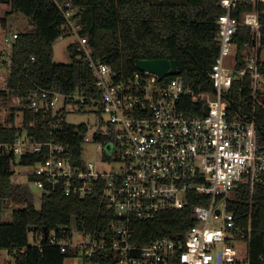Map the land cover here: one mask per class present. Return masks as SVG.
<instances>
[{
  "label": "built area",
  "instance_id": "built-area-1",
  "mask_svg": "<svg viewBox=\"0 0 264 264\" xmlns=\"http://www.w3.org/2000/svg\"><path fill=\"white\" fill-rule=\"evenodd\" d=\"M55 1L65 17L61 37L77 36L78 50L89 61L97 91L91 95L39 87L28 106L35 113L58 115L54 129L63 128L68 105L82 110L93 107L97 119L86 123L84 142L95 140L101 160L116 166L106 170L83 157L82 164L75 163L69 144L33 140L26 132L13 141L0 139V153L13 155L18 172L23 166L34 167L28 175L36 176L33 182L43 194L62 187L67 195L85 197L102 183L107 208L115 218L101 235L75 220L61 224L51 232L50 243L63 252L82 255L84 264H251V219L247 227L238 225L229 201L239 183L250 184L252 192L256 182L264 184V151L258 143L255 104L246 109L243 101L235 107L232 87L237 78L244 86L250 75L254 98L264 92L261 0H219L225 12L217 20L219 52L208 72L212 91L189 87L181 74L166 82L167 76L142 69L116 79L109 63L93 57L83 26L74 17L73 1ZM243 26L249 28L251 38L240 58L236 36ZM18 34L4 38L10 51L0 48L6 80ZM189 101L195 107L202 102L204 113H187L184 106ZM59 102L62 105L57 107ZM42 152L41 161L18 164L23 155ZM190 205L195 222L184 234L158 236L145 244L134 240V219H151L160 211Z\"/></svg>",
  "mask_w": 264,
  "mask_h": 264
},
{
  "label": "trees",
  "instance_id": "trees-1",
  "mask_svg": "<svg viewBox=\"0 0 264 264\" xmlns=\"http://www.w3.org/2000/svg\"><path fill=\"white\" fill-rule=\"evenodd\" d=\"M10 2L12 11L22 12L32 19L33 29L20 31L12 48V66L6 80L7 88L21 99L22 124H16L12 111L5 120L0 119V139L13 141L20 134L37 141L54 140L70 145L75 163L82 164V147L87 132L86 123L61 121L63 128H53L59 120L52 112L35 113L28 105L33 92L39 87L56 89L62 93L83 91L96 94V77L88 59L78 50V42L69 48L72 61L54 60V43L64 32V14L55 0H3ZM66 1V0H61ZM77 7L75 18L82 24L94 58L109 63L115 78L134 74L139 59H175L185 83L197 91H212L208 78L218 52L217 20L225 9L219 0H72ZM260 7H264L261 0ZM252 9V5H244ZM234 14L239 15L236 11ZM264 21V14L261 15ZM3 23H6L5 18ZM70 34H64L67 36ZM249 28H240L236 41L238 53L250 40ZM243 64L242 61L239 62ZM169 75L163 81H170ZM234 81L232 91L238 107L244 101L246 109L254 104L258 120V143L264 151V92L254 98L253 79L246 76ZM5 89L0 93L5 94ZM189 101L184 106L191 115H202L203 103L195 107ZM35 122L33 126L30 124ZM44 152L23 155L19 165L35 164L42 160ZM12 154L0 153V249L13 255L15 264H64L67 257L76 256L72 250L63 252L59 245L51 244L49 236L61 224L72 220L84 223L98 235L108 231L115 214L107 208L103 184L96 186L85 197L67 195L62 187L45 193L40 208L35 206L29 183L14 179L15 166ZM30 181L35 175H28ZM26 204L17 207L19 204ZM15 205L12 220H3L4 209ZM237 224L247 227L251 219L252 234L249 243L251 264H264V184L256 182L254 191L250 184L239 183L229 201ZM195 218L191 205L183 210H163L151 219H134L131 228L134 240L139 244L163 235L184 234ZM44 228H47V234ZM35 232L36 242H29V231Z\"/></svg>",
  "mask_w": 264,
  "mask_h": 264
},
{
  "label": "rangeland",
  "instance_id": "rangeland-1",
  "mask_svg": "<svg viewBox=\"0 0 264 264\" xmlns=\"http://www.w3.org/2000/svg\"><path fill=\"white\" fill-rule=\"evenodd\" d=\"M5 18L6 23H3ZM34 25L32 23L31 17L22 13L12 11V6L10 2L0 0V48H7L4 41L6 35H12L14 32L26 31L33 29ZM77 36L75 34H70L67 36L59 37L54 43V60L57 62H71L72 55L69 46L77 41ZM11 49L9 48L8 51ZM2 68H0V90L5 89V94L0 93V119L5 121L12 111L16 113V124L21 125L23 114L20 108L23 106L21 99H17L14 92L7 88V82L4 78V73H2ZM62 102H59L57 107H60ZM85 109H80L77 105H68V112L66 114V120L71 123H95L97 117L95 116V109L93 107H84ZM82 156L86 162H94L97 167H102L103 169L110 170L112 166H116L115 163H107L101 160V150L97 146V142L93 139L87 140L83 143ZM20 166H15L16 174L14 179L19 182L29 183L30 189L34 195V202L37 208L41 207L42 204V190L38 186L30 181L28 174L34 171L32 166L21 167L22 171L18 172ZM26 204L16 205L17 207L25 206ZM15 205L10 204L4 209L3 220L11 221L12 212ZM29 242L34 244L36 242L35 232L33 230L29 231ZM15 264L13 255L7 252V249H0V264ZM64 264H84V258L82 255L67 257Z\"/></svg>",
  "mask_w": 264,
  "mask_h": 264
},
{
  "label": "water",
  "instance_id": "water-1",
  "mask_svg": "<svg viewBox=\"0 0 264 264\" xmlns=\"http://www.w3.org/2000/svg\"><path fill=\"white\" fill-rule=\"evenodd\" d=\"M262 13H264V8L262 9ZM137 67L142 70L154 72L161 77L177 75L181 73L177 60H171L168 58L139 59L137 61ZM205 111H208V105L205 106ZM44 230L47 234V228H44Z\"/></svg>",
  "mask_w": 264,
  "mask_h": 264
},
{
  "label": "crops",
  "instance_id": "crops-1",
  "mask_svg": "<svg viewBox=\"0 0 264 264\" xmlns=\"http://www.w3.org/2000/svg\"><path fill=\"white\" fill-rule=\"evenodd\" d=\"M7 252H8V250H7ZM9 253V252H8ZM9 264H11V263H9Z\"/></svg>",
  "mask_w": 264,
  "mask_h": 264
}]
</instances>
